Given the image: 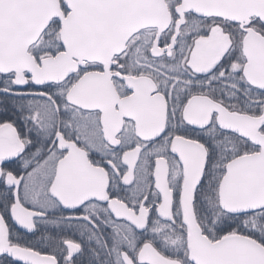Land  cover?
<instances>
[{"label": "snow or ice", "instance_id": "obj_1", "mask_svg": "<svg viewBox=\"0 0 264 264\" xmlns=\"http://www.w3.org/2000/svg\"><path fill=\"white\" fill-rule=\"evenodd\" d=\"M0 264H264V0H0Z\"/></svg>", "mask_w": 264, "mask_h": 264}]
</instances>
